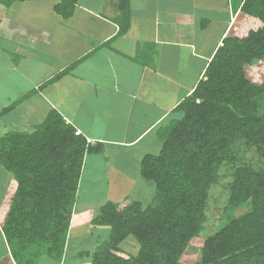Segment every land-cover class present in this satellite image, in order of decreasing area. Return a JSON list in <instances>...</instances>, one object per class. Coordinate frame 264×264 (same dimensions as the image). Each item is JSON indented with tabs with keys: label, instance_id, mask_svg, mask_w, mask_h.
<instances>
[{
	"label": "trees",
	"instance_id": "1",
	"mask_svg": "<svg viewBox=\"0 0 264 264\" xmlns=\"http://www.w3.org/2000/svg\"><path fill=\"white\" fill-rule=\"evenodd\" d=\"M78 2L58 0L53 9L67 19ZM116 7L121 36L131 25V0H116ZM240 10L261 25L224 38L193 91L157 129L158 151L141 158V176L155 187L152 202L126 199L124 205L107 201L100 206L92 223L107 227L108 236L77 257H90V264H184L191 241L205 229L211 188L222 165L235 157V145L264 157V82L246 72L264 61V0H243ZM104 148L89 142L55 109L32 131L1 138L0 163L18 184L3 227L17 264H39L42 256L63 260L85 157ZM245 206L205 239L193 264H264V169L249 164L235 169L226 214ZM130 236L139 250L125 256L121 244Z\"/></svg>",
	"mask_w": 264,
	"mask_h": 264
},
{
	"label": "crops",
	"instance_id": "2",
	"mask_svg": "<svg viewBox=\"0 0 264 264\" xmlns=\"http://www.w3.org/2000/svg\"><path fill=\"white\" fill-rule=\"evenodd\" d=\"M49 1L0 3V140L32 131L55 109L89 142L103 143L108 156L130 157L134 148L132 178L141 176L140 158L161 146L157 129L193 91L224 38L261 25L241 12L243 0H131L130 28L118 36L116 0H79L67 19L53 9L58 0ZM17 186L0 163V264H17L3 230ZM93 203L75 205L85 209L80 219L74 210L63 260L42 256L39 264H90L77 257L71 229L90 224Z\"/></svg>",
	"mask_w": 264,
	"mask_h": 264
},
{
	"label": "rangeland",
	"instance_id": "3",
	"mask_svg": "<svg viewBox=\"0 0 264 264\" xmlns=\"http://www.w3.org/2000/svg\"><path fill=\"white\" fill-rule=\"evenodd\" d=\"M51 1L52 0L49 2ZM46 4L49 3L46 1ZM231 4L233 5L232 0ZM245 31L247 32V29H245ZM240 34L243 35L245 33L243 32ZM182 35L183 36L180 35V38L183 40H188L190 38L188 35ZM232 35H235V32H233ZM209 45L210 43L208 42L206 46ZM13 57L15 58V56ZM16 61V58L12 59L11 63ZM246 72L251 78L257 82H262L263 84L264 61H260L254 66L246 67ZM9 79H15V73H12L8 78H5L3 83H7ZM3 90L4 89L0 87V93H2ZM9 97L13 100L14 93L10 92ZM143 147L144 146L142 145L136 148L138 150ZM133 150L134 148L127 150V153H130L131 155L130 157H128L127 154L121 155L120 153L117 154L118 157L116 154H112L113 156L110 154L108 156L106 152H102L99 154H90V157L96 156L93 160H89L90 158L85 160L83 169L84 174L82 175V180L80 182L79 201H94L92 204L93 207H91L94 212V216L100 206L105 204L107 201H114L123 205V202L126 201V199L140 200L144 205L152 202L155 195L154 184L141 176H139V178L131 177L132 174H138V170L136 171L134 168L136 164L133 161H135L136 157L132 152ZM234 150L236 153L235 157L230 160L228 159L222 165L220 176L211 188L206 209L207 220L205 223V229L200 236L191 241L190 246L182 257L184 264H193L197 262L201 257V248L205 239L226 223L228 218L235 217L247 209L245 206L237 209L231 215L226 214V206L229 200L230 184L233 181V174L235 169L242 164H249L254 168L264 169V157L255 149H248L243 147V145H235ZM122 159L128 163L132 162L130 164L132 168L130 169L129 165L123 162ZM140 161L141 158L139 160V165L137 164V166H141ZM117 167L125 170H118ZM79 206L80 207L75 208L74 214L76 219L81 218V213L85 209L83 208V204H79ZM71 236L74 238V243H71V245H77V247L81 250L92 251L95 250L97 245L106 240L108 236V229L107 227H103L101 225H94L91 219L89 225L88 222L85 221L82 225H78L76 228L71 229ZM121 247L126 253L124 254L125 256L136 255L139 250L137 241L131 236L121 244Z\"/></svg>",
	"mask_w": 264,
	"mask_h": 264
},
{
	"label": "clouds",
	"instance_id": "4",
	"mask_svg": "<svg viewBox=\"0 0 264 264\" xmlns=\"http://www.w3.org/2000/svg\"><path fill=\"white\" fill-rule=\"evenodd\" d=\"M78 133H80V132L78 131Z\"/></svg>",
	"mask_w": 264,
	"mask_h": 264
}]
</instances>
